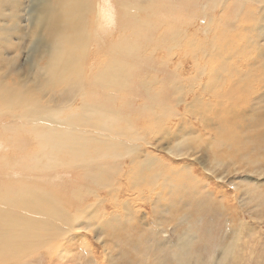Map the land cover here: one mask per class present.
<instances>
[{"label": "rangeland", "instance_id": "374dc122", "mask_svg": "<svg viewBox=\"0 0 264 264\" xmlns=\"http://www.w3.org/2000/svg\"><path fill=\"white\" fill-rule=\"evenodd\" d=\"M113 2L116 4L118 0H113ZM141 3L146 8L138 10V20L132 16L127 19L128 17L125 16L122 18V22L117 20V24L109 25L104 35L99 28H94L96 26L93 19L94 14H90L89 33L94 34H90L89 45L90 50L93 49L88 51L86 58L75 59L77 61L76 71L79 70L86 74L85 80L83 78L85 74L77 77L79 81L83 78V81L77 82L76 85H84L85 91L91 86L88 92L95 94L93 96L91 95L93 93L89 94V99L88 92L83 91L81 93H85L84 97L80 95L78 99L80 101L76 100L74 104H80L85 100V102L94 100L96 104L101 99V103H105L104 105H107L109 109L113 108L109 111L105 106L109 117L114 118L115 113L121 111L124 115L121 121L125 134L120 133L122 135L120 137L124 138L128 147L126 145L116 146L99 151H95V148L92 147L85 155L87 162L85 165L89 164L88 167L82 163H78V165L76 162H72L71 160L74 159L79 161V157L71 155L68 150H65L66 152L62 150L58 156L67 163L59 162L49 168L45 166L43 168L41 167L43 165H40V168L37 161L41 156L35 158V154L42 153L43 156L44 147L39 135L35 134L39 131L35 130H43L47 126L39 122L40 126H36L38 125L37 121L29 119L25 121L23 118H21L22 120L12 118L10 110L17 105L14 106L13 101H8V98H4L0 94V107H2L0 112L3 114L9 110L6 112L9 115L0 113V122L2 123H0V204L4 205L0 206L2 207L0 208V231L7 229L5 222L11 211L20 218L22 216L24 221L34 227L36 233L47 231V228H42L46 227L45 222H34L32 219L38 218L39 210L36 212H31L28 209L21 211L22 209H18L19 206L16 205L19 199L13 197L12 194H10L12 203L3 200L5 199L3 191L19 192L21 189L41 187L40 189L45 192L52 190L54 195L62 193L59 198L55 196L58 199L52 198V201L57 204L61 199L60 203L62 202L61 206L65 207L67 211V218L69 213L75 215L78 211L87 212L90 209L83 217L87 218L85 223L81 221L86 228L80 224L81 222L78 224L79 227L77 225L73 227L75 224L69 219L70 223L67 222V228L65 227L68 237L75 236L71 241L67 237V243L70 245L74 242L78 243L71 246L74 248H71L72 252L70 250V253L67 252V255L73 256L68 255L70 258L68 257L67 260H71V264L74 263V253L78 247L83 244L85 246L86 243L90 247L86 245L87 249L84 246L79 248L82 255L87 254L89 257L85 255V264H264V0H145ZM224 3L226 4L224 5ZM231 10L235 12L233 13ZM238 12L240 13L238 14ZM19 18L25 21V29H28L31 23L27 22L26 13L21 11ZM91 27L92 29H90ZM20 28L23 29V26ZM129 28L133 31H130ZM123 31L124 33H122ZM148 31L151 34L147 33ZM101 36L102 40L100 39V41ZM74 38L78 41L82 40V36L77 38L75 35ZM18 40V37L15 36L11 38L10 43L18 45ZM30 41L31 37L28 34L22 44L23 48H27ZM5 48L8 49V47ZM155 48L157 51L154 50V54L153 49ZM22 52L21 56H16L6 65H1L0 70L6 71L8 65H11L9 68L11 75L15 69H18L19 65L15 63L18 61L19 64H23L21 68L23 74L21 75L24 77L26 68H30V65L24 64L27 54L25 51ZM152 54L155 55L154 58H152ZM46 61L47 59L43 61V65L47 63ZM116 61L119 65L122 64V66H118L119 68L116 67L118 72L113 67L111 68L112 65L117 64ZM79 62L82 64L80 65ZM138 62H141V65ZM106 65L110 67L108 70ZM109 69L113 70L109 71ZM107 72L117 76L116 85H103L102 78L110 76ZM102 73L105 74V77ZM125 73L128 74L127 82L120 80L121 75L124 77ZM107 75L109 76L107 77ZM99 77L100 79H98ZM67 79H70V76ZM29 81L31 84L34 82L33 78ZM118 81L124 82V84L118 83ZM69 82L71 83V80ZM119 84L122 87L125 85L126 87L123 88L125 90H122ZM60 87L61 89L68 87L67 90L71 88L68 82L58 85V88ZM134 87L137 91L133 89ZM101 90H105V92ZM111 91L113 92L108 93ZM33 93L35 94H30L33 96H26L22 103H32L31 105L37 104L43 107L48 103L46 99L50 98L46 93L49 94L51 91L46 89L43 92H34L33 90ZM112 99L117 101L114 102ZM112 102L116 106L112 105ZM10 103L11 109L8 107ZM101 103L98 102L103 105ZM121 107L124 108V111ZM21 109L24 110L23 107L18 106L12 111L19 113ZM92 120H96V118ZM108 135L112 136L108 137L110 139L120 140V137H115L114 132H108ZM134 139L137 143L133 141ZM133 142L135 143L133 144ZM135 144H139L137 150L134 149L136 148ZM27 145L29 147H26ZM148 152L153 153L155 157H152V154L150 155ZM121 153H123V159H120ZM129 153L132 154L128 155ZM131 156H135V158ZM156 156L158 160H156ZM114 157H119L120 160ZM130 158L133 160L131 163ZM113 163L115 166H112ZM73 164L77 166L74 167ZM132 166L138 169L134 170ZM128 167L129 169H127ZM111 168L115 171L119 169L116 171L117 175ZM95 169L97 170L94 171ZM106 172L109 173V177ZM15 174L18 175L15 176ZM24 177H27L26 180ZM109 181L116 186L109 185ZM37 183H39V187ZM159 183L161 184L159 185ZM43 185L45 188L42 187ZM99 185L101 188H98ZM14 186L15 188H13ZM55 188L59 189L56 191ZM99 192L100 194H98ZM79 194L80 196H78ZM140 199L143 201H139ZM156 200L157 204H155ZM115 201L117 203H113ZM88 202L92 205L100 204L102 207H97V209L101 212L95 211V207L92 208ZM115 204L120 205L118 207ZM164 206L168 209H165ZM171 208L176 209L173 211ZM27 210L33 215H29ZM47 210L54 213L57 211L55 213L57 214L60 212V207L49 205ZM93 211L97 212L98 216H94L95 214L91 216ZM89 212L90 214H88ZM113 212L118 213L116 216L124 218L117 219ZM107 216L109 217L106 219ZM95 217L96 220L99 218L97 220L99 222L95 220ZM57 218L58 214L52 217V219ZM132 219L138 223H133ZM88 220L94 222L95 225ZM128 220L131 221L130 225L132 226L128 225ZM58 222L63 224V222L60 223V220ZM117 222L124 225L120 226L116 224ZM175 222L177 223L175 224ZM109 226L112 227L108 228ZM40 227L43 229H41L42 231ZM113 227H119V234L118 229L115 228L116 231H114ZM98 229L99 231H97ZM153 229L155 230L153 231ZM69 230L72 231L69 232ZM115 232L119 236L122 234L119 239H114L116 238ZM81 238H86L87 241L83 240V244L79 245ZM57 242V239L52 238L44 243H34L24 247L21 257L14 259L16 263L8 259L6 264L67 263L68 261L65 259L67 256L61 260L58 256L60 247L57 249L58 244H55L57 247L54 245ZM67 248L70 249V246L67 245Z\"/></svg>", "mask_w": 264, "mask_h": 264}, {"label": "bare ground", "instance_id": "6f19581e", "mask_svg": "<svg viewBox=\"0 0 264 264\" xmlns=\"http://www.w3.org/2000/svg\"><path fill=\"white\" fill-rule=\"evenodd\" d=\"M145 1V0H118V2H116V4H114L113 0H0V67L1 65L6 63H9L11 60H14V58L16 56H21V54L23 53L22 51L26 52V57L24 60V64L30 65V68H26V73L25 76L23 77L21 74H23V71H21V68L23 67V64H19L18 61H16L15 63L18 66V69L16 70L15 68V72L13 71L12 74L10 75V70L9 68H11V65H8V68H6V71L0 70V94L2 97L4 98H8V101L11 100V102L13 101V104L15 106L14 108H18V106L23 107L24 110L22 111L21 109V113H13V109H11L12 105L10 103V105L8 106L11 110L10 113H12V118L16 119V118H23L25 119H29L30 121H37V123H41L44 124V126L46 125L47 127H45V129L43 130H35V131H39V133H34L37 134L36 136L39 135V138L41 139V144L44 147L43 149V156L42 153L40 154H35V158L38 156H41L39 158V160L37 161V164L39 165H43L41 167L44 168L45 167H51L56 163H67V161L65 162V160H63L61 157H59L58 155L61 154V151L64 150V152H66L65 150H68L69 153L73 156H77V158L79 157V161L77 160H71L72 162H76L78 163H82L84 166L86 162V158L85 155L88 153V151L91 150V148H95V151H99V150H104V149H111L114 148L116 146H124L125 141L120 137V133H122V135L125 134V129L123 127V123L121 121V119H123L122 115L123 113H121V111H118L117 114L115 113V115L112 117H109V115L106 113V110L108 108L109 111H111V109H113L111 107V109H109V107L107 105H104L105 103H101V99L100 101H98L99 103L103 104L100 105L97 102L96 104L94 103V100L91 101H83L82 103L75 105L74 103L76 102V100L79 99L80 95L82 97H84V94L86 92H88V89L91 87H89L87 89V91H85V86L82 84L76 85V83H80V81H83V78L85 80V76L83 73H81V71L78 70V72L75 69V65L77 66V61H75V59L77 60V58H86L88 56V51L90 50V45H89V41H90V34H94V33H89V27L90 25L88 23H90L91 21H89V15L90 14H94V23L96 24V26H94V28H99L101 30V32L104 35V32H106L107 27L111 24H117V20H121L122 22V18H124L125 16H127L129 19V17H135V20L137 19V17L139 16L138 14V10L140 9H144L146 8L145 5H143L141 2ZM196 1V0H195ZM153 2V1H152ZM160 2V1H159ZM198 2V1H197ZM222 2V1H221ZM226 2V1H225ZM245 2V1H244ZM216 3V2H215ZM220 3V2H219ZM218 3V4H219ZM227 3V2H226ZM224 3V5L226 4ZM156 4V3H155ZM191 4V3H190ZM217 4V5H218ZM152 5V3H151ZM206 5V4H205ZM216 5V4H215ZM154 6V5H153ZM229 6V5H228ZM187 7V6H186ZM244 7V6H243ZM173 8V7H172ZM239 8V7H238ZM242 8V7H241ZM231 9V6H230ZM235 10V9H234ZM240 10V8H239ZM25 12L27 15V22H30L31 25H29L28 29H25V21H22L19 16H20V12ZM144 11V10H143ZM185 11V10H184ZM190 11V10H189ZM210 11V10H209ZM241 11V10H240ZM245 10L243 9V12ZM231 12H233V10H231ZM235 12V11H234ZM233 12V13H234ZM176 13V12H175ZM240 12H238L239 14ZM22 14V13H21ZM146 14V13H145ZM215 14V13H214ZM175 15V14H174ZM178 15V14H177ZM209 15V14H208ZM227 15V14H226ZM23 17V16H22ZM92 17V16H90ZM89 19V20H88ZM92 19V20H93ZM126 19V18H125ZM152 19V18H151ZM133 20V19H132ZM138 20V19H137ZM222 20V19H221ZM176 22V21H175ZM222 22V21H221ZM93 23V25H94ZM127 23V22H126ZM181 23V21H180ZM130 24V23H129ZM177 24V23H176ZM120 25V24H119ZM131 25V24H130ZM154 25V24H153ZM211 25V24H210ZM232 25V24H230ZM23 26V29H21L20 27ZM92 26V25H91ZM140 26V25H139ZM197 26V25H196ZM200 27V26H199ZM117 28V27H116ZM140 28V27H139ZM146 28V27H144ZM92 29V27L90 28ZM131 29V28H129ZM141 29V28H140ZM113 30V29H112ZM160 30V29H159ZM93 31V30H92ZM130 31H133L132 29ZM146 31V30H145ZM100 32V33H101ZM128 32V31H127ZM138 32V31H137ZM154 32V31H153ZM160 33V31H158ZM182 32V31H181ZM118 33V31H117ZM116 33V34H117ZM124 33V31L122 32ZM141 33V32H140ZM147 33H150V31H148ZM156 33V31H155ZM171 33V32H170ZM173 33V31H172ZM175 33V32H174ZM31 37V41L29 43V46L27 48H23L22 44L25 41V37L26 36ZM130 34V33H129ZM135 34V33H134ZM151 34V33H150ZM149 34V35H150ZM161 34V33H160ZM77 35V38L82 36V40L78 41L74 38V36ZM124 35V34H123ZM137 35V34H136ZM141 35V34H140ZM153 35V34H152ZM167 35V34H166ZM15 36L18 37V45H14L11 44V38H14ZM106 36V35H105ZM138 36V35H137ZM151 36V35H150ZM161 36V35H159ZM111 37V36H110ZM186 37V36H185ZM75 40H74V39ZM94 38V37H93ZM105 38V37H104ZM117 38V37H116ZM181 38V37H180ZM102 40V36L101 38H99V40ZM147 39V38H146ZM178 39V38H177ZM100 40V41H101ZM144 40V39H143ZM165 41V39H163ZM184 40V39H183ZM13 41V40H12ZM157 41V40H156ZM159 41V40H158ZM157 41V42H158ZM91 43V42H90ZM94 43V42H93ZM98 43V42H97ZM146 43V42H145ZM160 43H162L160 41ZM143 44V43H141ZM149 44V41H148ZM96 45V44H95ZM146 45V44H145ZM162 45V44H160ZM3 46V47H2ZM98 46V45H97ZM139 46V45H138ZM155 46V45H154ZM5 47H8V49H6ZM95 47V46H94ZM140 47V46H139ZM106 48V47H105ZM142 48V45H141ZM162 48V47H161ZM169 48V47H168ZM199 48V47H198ZM93 48H91L90 51H92ZM96 49V48H95ZM144 48H142L143 50ZM146 49V48H145ZM159 48L157 47V50ZM157 51L156 48L153 49V52ZM152 51V50H151ZM161 51V50H159ZM141 52V51H139ZM145 52V51H144ZM150 52V51H149ZM106 53V52H105ZM148 53V52H147ZM159 53V52H158ZM107 54V53H106ZM155 54V52H154ZM154 54L152 58H154ZM177 54V53H176ZM144 55V54H143ZM91 56V55H90ZM107 56V55H106ZM110 56V54H109ZM151 57V56H150ZM157 57V56H156ZM47 59V63L45 65H43V61ZM105 59V58H104ZM142 59V58H141ZM150 59V58H149ZM117 60V59H116ZM199 60V59H198ZM82 61V60H81ZM156 61V60H155ZM114 62V61H113ZM117 62V61H116ZM151 62V61H150ZM173 62V61H172ZM80 63V62H79ZM78 63V65H79ZM108 63V62H107ZM147 63V62H146ZM82 64V62L80 63V65ZM90 64V63H89ZM99 64V63H98ZM102 64V62H101ZM118 64V65H117ZM117 64L112 65L111 68L113 67V69L116 70V67H120L122 66V64L119 65V63L117 62ZM138 64L141 65V62ZM137 64V65H138ZM165 64V63H164ZM14 65V64H13ZM12 65V67H13ZM136 65V64H135ZM155 65V64H154ZM93 66V65H91ZM139 66V65H138ZM159 66V65H158ZM163 66V65H162ZM94 67V66H93ZM118 67V68H119ZM153 67V66H152ZM160 67V66H159ZM164 67V66H163ZM3 68V67H2ZM69 68V70H67ZM87 69V67H85ZM92 68V67H91ZM108 68H110L108 65H106V69L108 70ZM122 68V67H121ZM120 68V69H121ZM125 69V67H123ZM169 68V67H168ZM25 69V67H24ZM90 69V68H89ZM113 69H109V71L113 70ZM148 69V68H147ZM154 69V68H153ZM159 69V68H158ZM165 69V68H164ZM67 70V73H66ZM100 70V69H98ZM105 70V71H107ZM129 70V68H128ZM128 70H126L128 72ZM141 70V69H140ZM12 71V69H11ZM108 71V72H109ZM125 72V70H123ZM83 72V71H82ZM107 72V73H108ZM116 72H118V70H116ZM14 73V74H13ZM87 73V72H86ZM92 73V72H91ZM100 73V72H99ZM130 73V72H129ZM84 75V77L82 78V80L79 81V79L77 78L79 75ZM101 74V73H100ZM103 74V73H102ZM109 75H107L108 78H102V82L103 85L107 86H111L113 84L116 85V77L114 73H108ZM119 74V73H118ZM123 74V73H122ZM31 75V76H30ZM120 75V74H119ZM139 75V74H138ZM70 79H67V77ZM98 76V75H97ZM102 76V75H101ZM100 76V77H101ZM103 76L105 77V74H103ZM95 78V75L93 76ZM100 77L98 79H100ZM159 77V76H158ZM31 78H33V83L31 84V82L29 81ZM91 78V77H89ZM148 78V77H147ZM71 80V83L69 82ZM88 81L91 79H87ZM97 80V79H96ZM121 81H128V74L123 77L121 75L120 77ZM134 80V79H133ZM160 80V79H159ZM87 81V82H88ZM92 81V80H91ZM131 81V80H129ZM64 82H68L69 86H71L70 89L67 90L68 87L61 89L58 88V85L60 86V84H63ZM96 82V81H95ZM120 81H118L119 83ZM134 82V81H132ZM122 83V82H120ZM130 83V82H129ZM144 81L142 82L143 85ZM46 84V86H45ZM84 84V83H83ZM124 84V82L122 83ZM131 84V83H130ZM134 84V83H133ZM132 84V86H133ZM48 85V86H47ZM89 85V84H88ZM92 85V82H91ZM94 85V84H93ZM120 85V84H119ZM117 85V87L119 86ZM126 85H129L126 83ZM141 85V84H140ZM66 86V85H64ZM121 86V85H120ZM177 86V85H176ZM48 87V88H46ZM88 87V86H87ZM97 87V86H96ZM99 87V86H98ZM122 87V86H121ZM124 87H126L125 85L121 88L122 90ZM93 88V87H92ZM112 88H114L112 86ZM111 88V89H112ZM119 88V87H118ZM172 88V87H171ZM34 92H43L47 89V91H51V93L47 94L50 98L46 99V102H48L46 105H44L43 107H40L39 105H31V104H27L26 102L22 103V100L26 99V96L30 95V94H35ZM49 89V90H48ZM103 89V88H102ZM115 89V88H114ZM128 89V88H127ZM126 89V90H127ZM135 89V87L133 88ZM118 90V89H117ZM120 90V88H119ZM118 90V92H119ZM129 90V89H128ZM85 91V93H81ZM95 91V90H94ZM104 91L105 90H101ZM135 91H137L135 89ZM99 92V91H97ZM108 92V93H112ZM116 92V91H115ZM121 92V91H120ZM132 92V91H131ZM134 92V91H133ZM132 92V93H133ZM93 92H88V97L90 99L89 94H91ZM125 93V92H124ZM86 94V95H87ZM95 93L91 94L92 96ZM119 94V93H118ZM122 94V93H121ZM162 94V93H161ZM105 95V94H104ZM126 95V94H125ZM124 95V98H125ZM138 95V94H135ZM166 95V94H165ZM0 96V97H1ZM33 96V95H30ZM113 96H115L113 94ZM38 97V96H37ZM40 97V95H39ZM87 97V96H86ZM119 97V96H118ZM129 97V96H128ZM137 97V96H136ZM35 98V97H33ZM44 98H46L44 96ZM48 98V97H47ZM92 99L94 97H91ZM120 98V97H119ZM118 98V99H119ZM83 99V98H82ZM81 99V100H82ZM108 99V98H107ZM117 99V97H116ZM140 99V98H139ZM3 100V99H2ZM45 100V99H44ZM105 100V99H104ZM111 100V99H109ZM121 100V99H120ZM137 100V99H136ZM80 101V100H78ZM112 101H117L112 99ZM262 101V100H261ZM6 102V101H5ZM91 102V103H90ZM105 102V101H104ZM134 102V101H133ZM113 103V102H112ZM126 103V102H125ZM132 103V102H131ZM259 103V102H257ZM43 104V103H42ZM1 105V104H0ZM110 105V104H109ZM112 105H115L114 103ZM111 105V106H112ZM133 105V104H132ZM107 106V108L105 107ZM116 106V105H115ZM142 106V104H141ZM145 106V104H144ZM260 106V105H259ZM258 106V107H259ZM7 107V108H8ZM118 107V104H117ZM139 107V106H138ZM2 108V107H0ZM8 108V109H9ZM115 108V107H114ZM120 108V107H119ZM123 107H121L122 109ZM140 108V107H139ZM138 108V109H139ZM5 109V108H4ZM147 109V108H146ZM3 110V109H2ZM107 110V111H108ZM119 110V109H118ZM132 110V109H131ZM9 111V110H7ZM6 111V112H7ZM116 111V110H114ZM124 111V108H123ZM126 111V110H125ZM138 111V110H137ZM5 112V113H6ZM128 112V111H127ZM144 112V111H143ZM2 114V112H0ZM3 113V114H5ZM113 113V111H112ZM111 113V114H112ZM2 114V115H3ZM8 114V113H6ZM9 115V114H8ZM161 115V114H159ZM262 115V114H261ZM263 116V115H262ZM258 117V116H256ZM9 118V117H8ZM93 118H96V120H92ZM138 118V117H137ZM263 118V117H262ZM7 119V118H6ZM4 120V119H3ZM19 120V119H18ZM22 120V119H21ZM20 120V122H22ZM160 120V119H159ZM163 120V119H162ZM260 120V119H258ZM262 120V119H261ZM133 121V119H132ZM161 121V120H160ZM3 122V121H2ZM8 122V121H7ZM6 122V123H7ZM15 122V121H14ZM17 122V121H16ZM24 122V121H23ZM22 122V123H23ZM1 123V122H0ZM18 123V122H17ZM33 123V122H32ZM36 123V122H35ZM36 123V124H37ZM38 123V125L36 126H40ZM2 124V123H1ZM25 124V123H23ZM28 124V123H27ZM125 124V123H124ZM8 125V124H7ZM32 125V124H31ZM34 125V123H33ZM143 125V124H142ZM3 126V125H1ZM15 126V125H14ZM25 126V125H24ZM259 126V125H258ZM17 127V126H15ZM23 127V126H22ZM131 127V126H130ZM140 127V126H139ZM264 128V127H263ZM1 129V128H0ZM12 129V128H11ZM30 129V127H29ZM39 129V128H38ZM142 129V128H140ZM17 130V129H16ZM15 130V131H16ZM32 130V128L30 129ZM144 130V129H142ZM10 131V130H9ZM8 131V132H9ZM23 131V130H22ZM32 131V132H33ZM14 132V131H13ZM19 132V130H18ZM17 132V133H18ZM100 132V133H98ZM108 132H114L116 134L115 137H120V140H116V139H110L108 137H112L108 135ZM261 132V131H260ZM26 133V132H25ZM29 133V132H28ZM33 133V134H34ZM129 133V132H128ZM150 133V132H149ZM255 133V132H254ZM7 134V133H6ZM34 134V135H35ZM133 134V133H132ZM165 134V133H164ZM262 134V132H261ZM14 135V134H13ZM121 135V136H122ZM256 135V134H255ZM31 136V135H30ZM132 136V135H131ZM134 136V135H133ZM16 137V136H15ZM18 137V135H17ZM137 137V136H136ZM135 137V138H136ZM247 137V136H246ZM33 138V136H32ZM103 138V139H102ZM158 138V137H157ZM245 138V137H244ZM250 139V138H249ZM259 139V138H257ZM263 139V138H262ZM261 139V141H262ZM37 140V139H36ZM100 140V141H99ZM132 140V139H131ZM260 140V139H259ZM256 140V141H259ZM133 141L136 142V139H134ZM143 141V140H142ZM146 141V140H145ZM264 141V140H263ZM128 142V141H127ZM133 142V144L135 143ZM147 142V141H146ZM145 142V143H146ZM249 142V141H248ZM252 142V141H251ZM255 142V141H254ZM137 143V142H136ZM159 143V142H158ZM258 143V142H257ZM30 144V143H28ZM35 144V143H34ZM93 144V145H92ZM130 144V143H129ZM142 144V143H140ZM136 145V144H135ZM263 145V144H262ZM2 146V145H1ZM4 146V145H3ZM127 146V145H126ZM23 147V146H21ZM26 147H29L28 145ZM32 147V146H30ZM41 147V146H40ZM128 147V146H127ZM139 147V144L136 145V148H134L135 150H137V148ZM6 148V147H5ZM36 148V147H35ZM39 148V147H38ZM23 149V148H22ZM37 149V148H36ZM42 149V148H41ZM134 149L132 148V150L134 151ZM146 149V148H145ZM115 150V149H113ZM6 151V150H5ZM11 151V150H10ZM41 151V150H40ZM116 151V150H115ZM143 151H144V147H143ZM146 151V150H145ZM105 152V151H104ZM108 152V151H107ZM135 152V151H134ZM23 153V152H22ZM38 153V152H37ZM102 153V152H101ZM115 153V152H113ZM112 153V154H113ZM133 153V152H132ZM132 153H129L128 155H131ZM103 154V153H102ZM122 157L120 156V159H123V153ZM138 154V153H137ZM136 154V155H137ZM148 154H150V152H148ZM152 154V155H151ZM150 155L153 157V153H151ZM8 155V154H7ZM20 155H22L20 153ZM98 155V154H97ZM104 155V154H103ZM19 156V154H18ZM28 156V154H27ZM67 156V154L65 155V157ZM117 156V155H116ZM142 156V155H140ZM148 156V155H147ZM127 157V154H126ZM130 157V156H129ZM132 157V156H131ZM149 157V156H148ZM155 157V156H154ZM157 157V156H156ZM69 158V157H68ZM66 158V159H68ZM96 159L98 157H95ZM115 158V157H114ZM132 158H135L132 157ZM142 158V157H139ZM71 159V157L69 158ZM94 159V158H93ZM115 159H119V157L115 158ZM119 159V160H120ZM131 160V158H130ZM139 160V159H138ZM156 160H158V157L156 158ZM155 160V161H156ZM7 161V160H5ZM95 161V160H94ZM116 161V160H115ZM114 161V162H115ZM133 160L130 161V163ZM141 161V159H140ZM10 162H12V160H10ZM9 162V163H10ZM14 162V161H13ZM18 162V161H17ZM16 162V163H17ZM121 162V161H120ZM142 162V161H141ZM151 162V161H150ZM148 162V163H150ZM3 163V162H2ZM8 163V162H7ZM104 163V162H103ZM106 163V162H105ZM155 163V162H154ZM19 164V163H18ZM30 164V163H28ZM95 164V163H94ZM116 164V163H115ZM145 164V163H143ZM9 165V164H8ZM12 165V164H10ZM20 165L21 162H20ZM79 165V164H78ZM111 165V164H110ZM117 165V164H116ZM128 165V164H127ZM132 165V164H131ZM14 166V165H13ZM62 166V165H61ZM59 166V167H61ZM72 166H77V165H72ZM89 166V164H88ZM87 166V167H88ZM100 166V164H99ZM107 166V164H106ZM112 166H115L114 163L112 164ZM111 166V167H112ZM126 166V165H124ZM129 166V165H128ZM137 166V165H136ZM141 166V164H140ZM12 167V166H11ZM15 167V166H14ZM29 167V166H28ZM40 167V168H41ZM82 167V166H81ZM94 167V165H93ZM103 167V166H102ZM134 167V166H132ZM151 167V164H150ZM13 168V167H12ZM16 168V167H15ZM37 168V167H36ZM4 169V168H3ZM10 169V168H9ZM80 169V168H79ZM85 169V168H84ZM108 169V168H107ZM106 169V170H107ZM129 169V167L127 168ZM136 168L134 167V170ZM138 169V168H137ZM136 169V170H137ZM140 169V168H139ZM86 171H88L87 169H85ZM92 170V169H90ZM97 169H95L94 171H96ZM104 170V169H103ZM112 170V168H111ZM145 170V169H144ZM27 171V170H26ZM115 171V170H112ZM116 171H119L116 170ZM115 171V172H116ZM121 171V170H120ZM4 172V171H3ZM9 172H11L9 170ZM29 172V171H28ZM34 172V171H33ZM38 172V171H37ZM84 172V171H83ZM113 172V173H115ZM8 174V172H6ZM12 173V172H11ZM18 173V172H17ZM35 173V172H34ZM56 173V172H55ZM61 173V172H60ZM59 173V174H60ZM102 173V172H101ZM112 173V175H113ZM129 173V172H128ZM3 174V173H2ZM41 174V173H40ZM48 174V173H47ZM53 174V173H52ZM57 174V173H56ZM88 174V173H87ZM107 174V172H106ZM109 174V173H108ZM107 174V176L109 177V175ZM120 174V173H119ZM125 174V172H124ZM135 174V173H134ZM18 174H15V176ZM31 175V174H30ZM63 175V174H62ZM99 175V174H98ZM105 175V174H103ZM117 175V172H116ZM142 175V174H141ZM140 175V176H141ZM146 175V174H145ZM3 176V175H2ZM6 176V175H5ZM122 176V175H121ZM155 176V175H154ZM159 176V175H158ZM4 177V176H3ZM29 177V176H28ZM40 177V176H39ZM66 177V176H65ZM107 177V178H108ZM114 177V176H113ZM117 177V176H116ZM124 177V176H123ZM122 177V178H123ZM130 177V176H129ZM7 178V177H6ZM27 178V177H26ZM26 178L24 177V179L26 180ZM33 178V177H32ZM31 178V179H32ZM43 178V177H42ZM53 178V177H52ZM89 178V177H88ZM106 178V177H105ZM111 180L113 179L110 175ZM115 178V177H114ZM126 178V177H124ZM38 179V178H37ZM63 179V178H62ZM94 179V178H92ZM100 179V178H99ZM137 179V178H136ZM142 179V178H141ZM156 179V178H155ZM154 179V180H155ZM14 180V179H13ZM104 180V179H103ZM125 180V179H124ZM129 180V179H128ZM106 181H108L106 179ZM114 182V179L112 180ZM156 181V180H155ZM12 182V181H11ZM29 182V181H28ZM66 182V181H65ZM97 182V181H96ZM110 182V181H109ZM154 182V181H153ZM14 184V183H13ZM39 183H37L38 186ZM46 184V183H45ZM96 185H98L97 183H95ZM100 184V183H99ZM107 184V183H105ZM114 184V183H111ZM156 184V183H155ZM161 183H159L160 185ZM11 185V183H10ZM18 185V184H17ZM25 185H28L25 183ZM115 185V184H114ZM21 186V185H20ZM32 186V185H31ZM36 186V187H37ZM57 187V185H55ZM90 186V185H89ZM93 186V185H92ZM105 186V185H104ZM116 186V185H115ZM128 186V185H127ZM5 187V186H4ZM19 187V186H18ZM35 187V186H34ZM39 187V186H38ZM43 188L44 185L42 186ZM52 187V185H51ZM79 187V186H78ZM11 188V187H10ZM15 188V186L13 187ZM12 188V189H13ZM41 188V187H40ZM40 188H35V189H21L19 192H7V191H3V195L5 196V199H3L4 201H6L7 203H10L11 200V195H13V197L15 196L16 199L18 200V203L16 204L17 206H19L18 209H22L23 210H31V212H36L37 210H39L40 212L38 213V218H32L34 222H45L46 223V227H42V228H47V231H44L42 233L38 232L36 233L35 230L33 229L34 227L30 224H28L27 221H24V218L21 216L18 217L17 215H15L12 211L10 213H8L7 215V220L5 222L6 224V230L4 231H0V244H2V246H0V263L1 264H6L8 259H11L10 261H14V259L20 258L21 255L23 254V248L27 247L29 245H32L34 243H44L47 242L49 239L51 240L52 238L57 239V243L58 244V248L60 247V251H59V257L60 260L64 259L66 256L67 258L66 261H68L67 259H69L70 257L67 255V252L70 253L71 248L74 249L73 245H77L78 243L75 244H68L67 241H71L72 239H74V235L72 237H68V233L66 232V226L71 222H73V227L77 225L81 222V221H86L87 218H83L87 212L90 210L88 209L87 212L85 211H78L76 214L74 212L75 215L73 214H68V218H67V211L65 210V207L61 206L62 202L60 203V200L57 202V204L53 203L54 201H52V198L58 199L59 195L62 194L60 193L59 195H54L52 190L51 191H46L42 190ZM91 188V187H89ZM96 188V187H95ZM98 188H101L100 185ZM110 188V187H108ZM113 188V187H112ZM130 188V187H129ZM9 189V188H8ZM47 189V188H46ZM53 189V188H52ZM56 189V188H55ZM59 188L56 189V191ZM18 190V189H17ZM128 190V189H126ZM125 190V191H126ZM61 191V190H60ZM85 191V190H84ZM90 191V190H89ZM110 191V189H109ZM124 191V190H123ZM124 191V192H125ZM129 191V190H128ZM55 192V190H54ZM95 192V191H94ZM77 193V192H75ZM108 193V192H107ZM74 194V193H73ZM78 194V193H77ZM76 194V195H77ZM82 194V191H81ZM97 194V193H96ZM100 194V192L98 193ZM104 194V192H103ZM106 194V193H105ZM114 194V193H113ZM10 195V197H8ZM74 195V196H76ZM85 195V194H84ZM109 196V194H107ZM55 196H58V198H56ZM80 196V194L78 195ZM82 196V195H81ZM111 196V195H110ZM65 197V196H64ZM100 197V196H99ZM116 197V196H114ZM118 197V196H117ZM66 198V197H65ZM112 198V196H111ZM13 199V198H12ZM54 199V200H55ZM78 199V198H77ZM103 199V198H102ZM72 200V199H70ZM76 200V199H75ZM91 200V199H90ZM93 200V199H92ZM91 200V201H92ZM113 200V199H112ZM118 200V199H117ZM125 200V199H124ZM166 200V199H165ZM89 201V200H88ZM104 201V202H103ZM102 202L105 203V200H103ZM119 201V200H118ZM141 201V199L139 200ZM143 201V199H142ZM141 201V202H142ZM167 201V200H166ZM173 201V200H172ZM67 202V201H66ZM80 202V201H79ZM90 202V201H89ZM88 202V203H89ZM178 202V201H177ZM176 202V203H177ZM12 203V202H11ZM15 204V202H13ZM68 203V202H67ZM103 203H101V205H103ZM109 203V202H108ZM112 203V201H111ZM113 203H117L116 201ZM146 203V202H145ZM144 203V204H145ZM152 203V202H151ZM158 201H155V204H157ZM162 203V202H161ZM165 202H163L162 204H164ZM170 203V202H167ZM173 203V202H172ZM28 204H30V206H28ZM92 205V203H89V205ZM96 204L98 203H94L92 208L96 209L95 211H97V207H102L100 206V204H98L96 206ZM138 204V203H137ZM166 204V203H165ZM3 205V204H2ZM0 204V206H2ZM49 205H54V206H59L60 207V212L57 213L58 214V218L57 219H52V217L57 214H55L54 212H51L49 210H47V207H49ZM81 205V204H80ZM79 205V206H80ZM88 205V204H87ZM115 205H119L120 204H115ZM175 207V204H173ZM4 206V205H3ZM7 206V205H6ZM78 206V205H77ZM113 206V205H112ZM139 206V205H138ZM161 207V205H159ZM167 207V205H165ZM164 206L165 209H168ZM172 206V205H171ZM12 207V206H11ZM10 207V208H11ZM15 207V206H14ZM75 207V206H74ZM86 207V206H84ZM90 207V206H89ZM104 207V205H103ZM163 207V206H162ZM2 208V207H0ZM108 208V207H107ZM126 208V207H124ZM153 208V207H152ZM159 208V207H158ZM16 209V208H15ZM78 209V208H77ZM82 209V208H81ZM85 209V208H84ZM91 209V210H94ZM103 209V208H102ZM112 209V208H111ZM122 209V208H120ZM156 209V208H155ZM176 209V208H171ZM170 209V210H171ZM1 210V209H0ZM9 210V209H6ZM27 210V211H28ZM101 210V209H100ZM109 210V209H108ZM164 210V209H163ZM26 211V212H27ZM95 211L90 212L88 214H90L92 216V214L94 216H96L98 213H100L101 211L98 210V213ZM103 211H105L103 209ZM102 211V212H103ZM111 211V210H110ZM113 211V210H112ZM116 211V210H115ZM120 211V210H119ZM122 211V210H121ZM180 211V210H179ZM19 212V210H18ZM29 212V211H28ZM138 212V211H137ZM154 212V211H153ZM170 212V211H169ZM177 212V211H175ZM30 213V212H29ZM112 213V212H110ZM115 213V216L118 214H116V212H113V214ZM126 213V212H125ZM6 214V213H5ZM33 215V213H30L29 215ZM105 214V213H103ZM102 214V215H103ZM127 214V213H126ZM123 214V215H126ZM160 214V213H159ZM175 214V213H174ZM177 214V213H176ZM181 214V213H180ZM22 215V213H21ZM161 215V214H160ZM173 216V214H171ZM98 216V215H97ZM112 216V215H111ZM137 216V215H136ZM159 216V215H158ZM109 216L105 217L106 219ZM117 219L120 217L116 216ZM130 218H132L131 216H129ZM134 217V216H133ZM138 217V216H137ZM93 218V217H92ZM102 218V217H100ZM120 218H124L123 216H121ZM175 218V217H173ZM180 218V217H179ZM28 219V218H27ZM70 221H69V220ZM99 219V218H98ZM97 219V220H98ZM135 219V218H134ZM4 220V219H3ZM47 220V222H46ZM63 222V224H59ZM96 220V217H95ZM96 220V221H97ZM103 220V218H102ZM102 220H100L101 222H103ZM126 220V219H125ZM131 220V219H130ZM179 220V219H178ZM90 221V220H88ZM87 221V222H88ZM106 221V220H105ZM129 221V220H128ZM133 221V219H132ZM136 220L133 221V223ZM176 221V220H175ZM68 222V224H67ZM99 222V221H97ZM127 222V221H126ZM129 221V226L130 225ZM151 222V221H150ZM149 222V223H150ZM3 223V222H2ZM83 222H81L80 224H82ZM90 223L93 225L94 222ZM131 223V224H133ZM136 223V222H135ZM138 223V222H137ZM136 223V224H137ZM152 223V222H151ZM158 223V222H156ZM170 223V222H169ZM177 222H175L176 224ZM87 224V223H86ZM98 224V223H96ZM102 224V223H100ZM104 224V222H103ZM106 224V223H105ZM113 224V223H112ZM118 224V222L116 223ZM122 223L119 222L118 225H121ZM135 224V225H136ZM84 226V224H82ZM115 225V224H114ZM112 225V226H114ZM142 225V224H141ZM36 226V225H35ZM40 226V225H39ZM70 226V225H69ZM68 226V227H69ZM88 226V225H87ZM91 226V225H90ZM103 226V225H101ZM111 226V227H112ZM117 226V225H116ZM119 226V227H120ZM150 226V225H149ZM158 226V225H157ZM177 226V225H176ZM66 227V228H65ZM85 227V226H84ZM83 227V228H84ZM95 227V226H94ZM99 227V226H97ZM107 227V226H105ZM110 226L108 228H111ZM119 227H115L118 229V234H119ZM125 227V226H124ZM154 227V226H153ZM1 228V227H0ZM4 228V227H2ZM40 227V230L42 229ZM86 228V227H85ZM114 229V231H116V229ZM123 228V227H121ZM38 229V228H37ZM70 229V228H68ZM88 229V228H87ZM90 230H92L89 227ZM102 229V228H101ZM105 229V228H104ZM107 229V228H106ZM43 230V229H42ZM41 230V231H42ZM45 230V229H44ZM81 230V229H80ZM94 228H93V232H94ZM155 229H153L154 231ZM72 230H69V232H71ZM75 231V230H74ZM73 231V232H74ZM99 231V229L97 230ZM102 231V230H101ZM100 231V232H101ZM113 232V230H111ZM92 232V233H93ZM100 232H98V234H100ZM103 232V231H102ZM110 232V230H109ZM77 233V232H76ZM108 233V232H107ZM123 233V232H122ZM75 234V233H74ZM87 234V233H86ZM104 235V233H102ZM109 234V233H108ZM111 234V232H110ZM116 234V232H115ZM70 235V234H69ZM84 235V234H83ZM82 235V236H83ZM122 235V234H121ZM120 235V236H121ZM86 236V235H84ZM108 236V235H107ZM113 236V234H112ZM116 238L114 239H119V235H115ZM68 237V240H67ZM79 237V236H78ZM87 237V236H86ZM104 237V236H103ZM111 237V236H110ZM118 237V238H117ZM97 238V237H96ZM101 238V237H100ZM77 239V238H75ZM82 239V240H81ZM79 239L81 242L79 245L83 244V240H86V238H81ZM93 239V238H92ZM113 239V238H112ZM90 240V239H89ZM75 241V240H74ZM87 241V240H86ZM100 241V240H99ZM85 242V241H84ZM86 243V242H85ZM89 244V243H88ZM67 245L70 246V249L67 248ZM78 245V246H79ZM87 245V243H86ZM81 245V247H78L77 251L74 253L75 257L73 258L74 263L73 264H85L86 262L84 260V258H86L85 255L81 254V251L79 248H82L83 246L86 247V249L88 247H90V245L87 246ZM56 246V245H55ZM57 247V246H56ZM123 247V246H122ZM76 248V246H75ZM90 249V248H89ZM112 249V247H111ZM70 250V251H69ZM76 250V249H75ZM55 252V251H54ZM53 252V253H54ZM72 252V251H71ZM86 252V251H85ZM88 252V250H87ZM108 252V251H107ZM52 253V254H53ZM56 253V252H55ZM83 253V251H82ZM106 253V252H105ZM177 253V252H176ZM73 254V255H74ZM107 254V253H106ZM56 255V254H55ZM103 255V254H102ZM178 256V254H176ZM26 257V256H25ZM57 257V256H56ZM69 257V258H68ZM73 257V256H72ZM88 257V255H87ZM107 257V256H106ZM176 257V256H175ZM190 257V256H189ZM89 258V257H88ZM87 258V259H88ZM103 258V257H102ZM108 258V257H107ZM178 258V257H176ZM95 259V258H94ZM109 259V258H108ZM112 259V258H111ZM58 260V261H60ZM9 261V262H10ZM65 261V260H64ZM89 261V259H88ZM41 262V261H40ZM61 262V261H60ZM71 264V260L68 261ZM67 262V263H68ZM83 262V263H82ZM199 262V261H198ZM16 263V262H15ZM64 263V264H67ZM36 264V262H35ZM45 264V263H44ZM52 264V263H51ZM54 264V263H53ZM89 264V263H87Z\"/></svg>", "mask_w": 264, "mask_h": 264}]
</instances>
